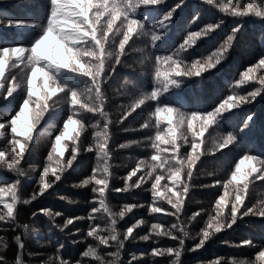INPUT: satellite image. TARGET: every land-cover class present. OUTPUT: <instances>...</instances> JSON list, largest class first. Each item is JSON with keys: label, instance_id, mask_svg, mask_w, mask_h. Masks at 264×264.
Masks as SVG:
<instances>
[{"label": "trees", "instance_id": "trees-1", "mask_svg": "<svg viewBox=\"0 0 264 264\" xmlns=\"http://www.w3.org/2000/svg\"><path fill=\"white\" fill-rule=\"evenodd\" d=\"M219 0H214V3ZM249 0H242V3H248ZM259 3V0H257ZM259 11V9H258ZM48 12V0H0V47H23L30 48L34 39L41 34L40 26L46 22ZM171 12V17L166 25L161 28L160 19L165 13ZM137 16L130 18H139L143 20L144 32L154 30L157 34L162 33L160 39L154 45L147 43L150 41V35L140 36L136 41H130L125 45L126 51L123 53V63L116 66L115 72L108 78L104 85L101 99L105 101L104 111L108 114L107 119L111 122L107 134L108 143L105 145L108 150L107 160L109 168V189H106L104 197L105 205L109 212L103 211L100 205L99 194H93L91 185L74 187L79 185L80 181L92 174V168L98 164L103 165L104 159L97 157L98 143L103 141V135L94 137V133L103 132L104 117L96 113L88 112L84 109H73L74 119H78L80 124L75 126L80 135L75 140L78 146V152L70 167H67V157L71 154V147L74 143L72 139L62 140L65 145L63 156L56 153L53 149L55 136L63 131V122L70 114L69 99L67 93L71 90L78 91V97H83L82 102H95V92H87L88 78L83 74L72 72L61 68L55 78L57 84L64 86L65 91L57 93L48 98V111L35 123L32 130V139L28 145L21 160L20 167L24 170V175L20 177L19 203L16 206L17 219L15 232L5 224L0 223V237L4 238V243L8 246L3 248L0 254L6 259L2 264H15L17 255V246L13 242L15 235H21L24 247L21 249V259L23 264H43L49 258L56 257L64 260H70L73 264H100L95 256L90 254L84 257L82 254L88 250V245L93 247L98 243L91 237H87L89 228H97V235L111 237L112 226L109 216H113L117 223L115 225L117 233L122 239L123 232L134 224L137 220L143 223L133 229L132 236L136 239H129L124 242L121 259L117 264H127L130 254L147 253L152 247L166 248L176 246L177 240L168 236H161L148 241L140 240L139 237L148 234V229L154 223H160L164 226L162 231L167 230L173 223L177 222V217L168 215L174 212L171 204L160 199L155 202L152 200L151 184L155 180V175L167 176L166 168H155L149 174V169L156 161L152 156L156 150L151 147L152 140L147 137L155 136L157 127L167 135L165 129L169 127L166 120L163 119L165 113H161L159 125H157L154 115L155 108H163L165 105L182 112L190 114L192 111L207 112L213 111L222 101L231 97H246L248 93L255 88L260 87V80L264 78V71L261 67L252 68L254 64L258 65L260 59L264 58V12L257 15L256 12H250L242 16L233 15L231 12H223L215 5H210L206 0H161L157 5L142 8ZM8 19L21 20L24 26L8 25ZM102 19H104L102 17ZM32 21L37 22V26L30 27ZM212 24L215 27L206 31L199 37L194 44L187 49L177 53L181 59V70L184 64L191 65L193 60L206 61L212 58L213 53L227 39L229 35L233 36L232 42L228 45L224 57L218 61L211 69H206L199 76L179 77L176 73H171V78L176 79L177 85H169L168 91L164 92L162 80L158 83L161 87V94L157 101L147 100L144 105L137 107L130 112L129 117L124 121L117 123L120 116L129 105L139 97L140 93L151 92L154 86L152 77L155 56L174 53L179 44L183 43L184 37L188 31H199L206 25ZM119 25V21H117ZM154 26H156L154 28ZM154 28V29H153ZM65 31L70 29L65 26ZM112 34L110 33V36ZM118 37L115 42L109 41L107 52L115 55L119 49V39L122 34L116 33ZM72 47V42L68 44ZM46 50H51L50 43ZM89 51L87 42H80L79 54L80 63L85 67H92L89 62L91 56L85 54ZM51 54L59 56L60 53L51 50ZM11 55V54H9ZM146 55H151L152 61L141 65L140 61ZM173 59H176L174 56ZM15 57H12L5 65V73L9 81H15L13 87L17 90L12 94L0 95V123L5 119L11 120V116L19 111V106L27 95L26 83L27 75L31 73V66L25 57L22 62H16L13 66ZM114 62V61H113ZM162 71L163 61H161ZM37 67L41 65H36ZM252 68L249 74L252 78L247 79L240 85H235V81L243 78L240 73L248 74V69ZM170 71V70H169ZM3 77H0V83ZM233 86V87H232ZM36 87L41 90L43 95V79L39 75L36 77ZM3 90L0 89V92ZM38 97L33 95L27 114L31 121L37 110ZM150 113H153L151 117ZM251 114V119L248 116ZM175 119V111L173 113ZM145 119H149L151 127L140 129V124ZM200 123H203L201 120ZM196 130L199 132L200 125L196 124ZM183 136L178 140L181 147L180 156L185 162L189 160V153L192 152L191 144L193 134L187 129V122L181 126ZM7 138H0V151L9 153L12 146L7 144V139H19L22 142L26 137L18 133H12L11 128L7 127ZM231 132L235 139L232 144L220 149L219 143ZM129 141H140V143H129ZM196 143L201 146L196 150L199 153L197 164L193 165L195 173L188 196L179 214L180 224L185 227L189 235L184 237V243L181 246V255L178 264H210L213 260H223L225 264H232L233 260L239 261L255 258V252L259 251L260 245H264V217L259 215H245L238 218L230 227L222 229L213 235L204 243V245L195 250L188 251L194 243L198 242L202 227L206 222L212 223L209 219L217 215L216 201L220 197H225L224 211L230 214L231 205L227 201H234L237 192L235 184L231 182L226 190L223 187V181H231V172L235 170V164L240 157L249 155H258L264 158V88L251 101H245L232 109H227L221 113L216 122L209 125L203 135L196 137ZM127 145L124 148L119 145ZM91 146L92 151H83L84 148ZM160 154L165 161L169 158V153L164 152L165 148L171 151V146L163 142L159 144ZM18 152V148L16 149ZM49 152L52 157L49 158ZM193 153V154H196ZM10 158V157H9ZM174 163V162H173ZM65 165L64 171H60L59 165ZM139 167L137 168V165ZM49 167L46 173L45 183H51L55 179L51 175L52 170H56L61 175V179L46 188L36 199L31 200L29 204L24 205L22 201L28 199L33 191H39V173L45 166ZM259 167V165H257ZM137 168L136 173L129 178L130 184H135L141 176L146 177L144 182L138 186L130 188L127 191H113L115 188H123V177L127 176L129 171ZM34 169V170H33ZM211 173V175H209ZM15 179V174L8 172L6 167H0V182L8 180L9 183ZM182 180H187L186 175L181 176ZM220 180V184H216ZM167 185L172 188V181L162 179L158 190L164 193L166 189L162 187ZM201 185H210L211 187H201ZM173 191L176 189L173 188ZM95 195V200L93 196ZM248 206L256 205L257 210L264 207V180H253L249 190L244 194ZM67 197L68 199H62ZM10 202V197L5 198ZM125 204L138 205L130 212L125 210L123 217L119 213ZM148 204L161 207L166 211L160 213H150ZM91 207H97L101 210L94 214V219L88 218ZM0 209H3V202H0ZM47 209V212L43 210ZM6 211V209H3ZM57 212L62 215H55ZM35 213V215H33ZM193 213L198 215L189 221ZM78 217L73 223L68 224L63 231L56 225H63L65 219ZM79 229V231H76ZM179 235L177 231L175 233ZM250 238L257 242L256 247L247 245L235 246L241 239ZM62 245V246H61ZM59 248V252L57 249ZM116 251L111 244L101 245L97 252L105 261L112 259L108 252ZM173 257L171 255L155 257L144 256L132 261V264H170ZM59 264V260H56ZM259 264V262H258Z\"/></svg>", "mask_w": 264, "mask_h": 264}, {"label": "snow or ice", "instance_id": "snow-or-ice-1", "mask_svg": "<svg viewBox=\"0 0 264 264\" xmlns=\"http://www.w3.org/2000/svg\"><path fill=\"white\" fill-rule=\"evenodd\" d=\"M161 0H48V12L46 16V22L40 26L41 34L34 39L31 43L30 48L23 47H0V77H3V82L0 83V95L4 96V88L7 90V94L12 95L17 88L13 87L15 77L12 81L7 79L5 73V65L15 57L13 66L16 62H22L26 57L27 61L31 66V73L27 75L26 92L27 95L23 99L19 106V111H16L14 115L11 116V120L5 119L0 123V138H7V127L11 128L12 133H18L26 139L22 142L19 139H7V144L12 146V151L6 153L0 151V167H6L8 172L15 174V179L9 183L8 180L5 182H0V202H3V209H0V223L7 224L13 232H15L17 212L16 206L20 202V177L24 175V170L20 167L21 160L24 158V154L28 145V141L32 139V130L35 123L44 116L45 112L48 111V98L54 96L57 93H63L65 91L64 86L60 83L57 84L55 74L61 69H68L72 72L83 74L88 78L87 92H95V102L89 104L83 101V97H78L77 90H71L67 93L69 99L70 114L67 119L63 122V131L55 136V143L53 144V149L56 153L63 156L65 145L62 144V140L66 138L72 139L74 141L71 147V154L67 157V167H70L75 159L78 146L75 140L79 137L80 133L76 130L77 125L80 124L78 119H74L73 109H84L91 113L99 114L104 117L103 121V132L94 133V137L103 135V141L98 143V150L96 155L100 159H104L108 156V150L105 145L108 143L107 134L109 130L110 121L107 119V113L103 110L105 106V101L101 99L103 95L104 85L106 84L108 78L115 72L116 66L123 63V53L126 51L125 45L129 44L130 41H136L140 36H149L150 43L155 44L156 41L160 39L162 33L157 34L156 31L151 30L150 32H144L143 20L139 18H130L137 16L136 13L142 8H148L160 3ZM210 5H215L223 12H231L233 15L242 16L250 12H256L260 15L264 12V0H249L248 3H242V0H219V2L214 3V0H206ZM259 9V11H258ZM102 17L104 19H102ZM171 17V12L165 13L160 19L159 24L161 28L166 25L167 21ZM119 21V25H117ZM8 25H18L24 26L23 21L8 19ZM37 26L36 21H32L30 27ZM65 26L70 30L65 31ZM156 26H154L155 28ZM215 27V25L208 24L199 31H188L187 35L184 37L183 43L179 44L178 48L174 53H169L167 55L155 56V62L153 65L152 77L154 80V86L151 88V92L140 93L128 107L127 110L123 112L120 116V120L117 123L124 121L126 117H129L130 112L134 111L137 107L144 105L147 100L157 101L161 94V87L158 83L162 80V88L164 92L168 91L169 85H177L176 79L171 78V73H176L177 76L181 77H192L199 76L206 69H211L218 61H220L226 52L228 45L232 42L233 36L229 35L227 39L216 49L213 53L212 58L201 61L193 60L191 65L184 64L183 70H181V59L178 58L177 53L181 50L187 49L190 45L194 44L195 41L201 37L206 31ZM153 28V29H154ZM110 33L112 34L110 36ZM116 33L122 34V38L119 39L118 49L119 51L113 55L107 52L109 41L115 42L118 38ZM72 42V47H69V42ZM87 42L89 51L85 54L86 56H91L92 60L89 62L92 67H85L80 63L79 47L80 42ZM50 43L51 50L59 52V56H54L51 54V50H46V47ZM11 54V55H9ZM176 59H173V57ZM114 61V62H113ZM152 61L151 55H146L141 59V65H145ZM161 61H163V67L165 70L162 71ZM36 65H41L37 67ZM261 67L264 71V58L260 59L257 64H254L252 68ZM252 68L248 69V74L241 72L240 75L242 80L238 79L235 81V85H240L247 79L252 78L249 74L252 72ZM170 70V71H169ZM39 75L43 79V95H41V90L36 87V77ZM233 87V86H232ZM264 88V78L260 80V87L255 88L252 92L248 93L246 97H231L229 96L226 100L218 104L213 111L200 112L192 111L190 114L180 111L179 109H174L171 106L165 105L163 108L157 103L154 115L156 117L157 125H159L161 119V113H165L163 119L169 124V127L165 129L167 135L162 133L157 127L155 136L147 137L146 139L152 140L151 147L156 150V154L152 156V160L157 163L153 164L149 169V174L152 170L159 168L167 169V176L155 175V180L151 184V193L153 202L163 199L168 204H171L174 212L167 213L168 215L176 216L177 222L173 223L170 228L162 231L164 226L160 223H154L148 229V234L139 237L140 240L148 241L153 239V235L156 238L161 236H168L173 240H177L178 244L176 246H170L166 248L152 247L150 252L130 254V259L127 264H132L133 260L142 258L144 256H151L154 260L155 257L171 255L173 259L170 264H178V259L181 255V246L184 243V237L189 235V232L185 230V227L180 224L179 214L185 203V197L188 196L190 188L193 186L192 179L195 175L193 172V165L197 164L200 154L196 153V150L200 148V144L196 143V137L198 135H203L205 129L216 122L219 115L225 112L227 109H232L238 106L240 103L251 101L254 99L261 89ZM36 95L38 97L37 110L35 112L34 118L30 121L27 111L29 105L33 103L32 97ZM175 111V119L173 118V113ZM153 113H150L151 117ZM248 120L251 119V114H249ZM201 120L203 123H200ZM187 122V129L193 134V142L191 144L192 152L189 153V160L185 162L180 156L181 147L178 140L183 136L182 125ZM196 124L200 125L199 132L196 130ZM140 129H145L151 127L149 119H145L143 123L140 124ZM235 136L229 132L227 137L223 139L222 143L218 144L220 149L225 148L227 145L232 144ZM163 142L166 145L171 146V151L168 148L164 149V152L169 153V158L165 161L160 154L159 144ZM129 143H140V141H129ZM127 145L121 144L119 147L124 148ZM18 148V152L16 149ZM83 151H92L91 146L86 147ZM196 153V154H193ZM49 158L52 157V152H49ZM10 157V158H9ZM174 162V163H173ZM259 165V167H257ZM139 164L137 165V168ZM60 171H64L65 165H59ZM137 168H133L132 171L127 173V176L123 177L124 187L115 188L113 191H127L130 188L140 186L146 177L141 176L140 179L135 181V184L129 183V178H131L137 171ZM34 170V169H33ZM49 172V167L46 165L39 173V191H33L32 195L28 199H24L22 203L27 205L31 200L36 199L41 193L49 188L51 184L61 179V175L57 174L56 170H52L51 175L55 179L51 180V183H45L46 173ZM109 168L107 166V160L104 159V164H98L97 167L92 168V174L80 181L79 185H73L74 187H82L91 185V191L93 194H99L100 205L103 206L104 212H109V208L105 205V194L106 189H109ZM186 175L187 180H182L181 176ZM211 175V173H209ZM162 179H167L172 181V188H168L165 184L162 187L166 189L164 193L158 190V185ZM253 180H264V158L258 155L245 154L240 157L239 161L235 164V170L231 172V181L224 180L223 187L227 190L231 182H237L235 184V190L237 195L234 201H227L230 203V214L224 211V204L226 203L225 197H220L216 201L217 215L215 218L209 217L212 223H207L205 227L200 229L197 234L199 236L198 242L194 243L192 248L187 249L188 251H195L201 248L204 243L213 235L215 232H219L222 229H226L231 226L238 218H242L245 215H259L264 217V207L257 210L256 205L251 207L245 203V193L249 190L253 183ZM220 180H216V184H220ZM201 187H211L210 185H201ZM173 188L176 191H173ZM10 197V202L5 198ZM95 195L93 200H95ZM62 199H68L67 197H62ZM134 207L138 205L125 204L123 205L119 215L123 217L125 210L130 212ZM150 213H160L166 211L161 207L153 206V204L147 205ZM101 209L97 207H91L88 218L90 220L94 219V214L98 213ZM47 212V209L43 210ZM35 215V213H33ZM55 215L60 216L61 213L57 212ZM198 214L193 213L188 219L189 221L196 218ZM79 219L78 217H72L70 219H65L63 225H56L61 231L68 225L73 223V220ZM111 222V237H104L97 235V228H89L87 231V237L93 238L98 243L95 247L91 244L88 245V250L83 252L84 257H88L90 254L95 256V259L100 261V264H117L118 260L121 259L122 249L124 247V242L126 240L136 239L132 236L133 229L138 225L142 224V220H137L134 224L123 232V238H120V234L117 233L115 227L117 221L113 216H109ZM76 231H79L77 229ZM179 235H176V232ZM13 242L17 246V255L15 259V264H23L21 259V249L24 247V242L21 235H15L13 237ZM111 244L115 247L116 251L108 252L107 255L112 257V259L105 261L103 257L97 252V249L101 245ZM241 245H247L250 247H256L257 242H254L250 238L241 239L239 244L235 245L237 247ZM8 245L4 243V238L0 237V252L3 248ZM62 246V245H61ZM260 250L255 252V258L250 262L249 260L239 261V264H264V245L259 246ZM59 252V248L57 249ZM6 259L3 254H0V264ZM59 260V264H73L70 260H64L62 258L56 257V259L49 258V260L44 261L43 264H56V260ZM77 264H80L78 261ZM210 264H225L223 260H213ZM232 264H238L236 260L232 261Z\"/></svg>", "mask_w": 264, "mask_h": 264}]
</instances>
